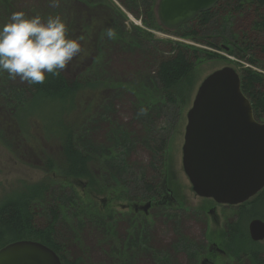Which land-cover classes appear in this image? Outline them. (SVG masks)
<instances>
[{
  "label": "rangeland",
  "instance_id": "rangeland-1",
  "mask_svg": "<svg viewBox=\"0 0 264 264\" xmlns=\"http://www.w3.org/2000/svg\"><path fill=\"white\" fill-rule=\"evenodd\" d=\"M158 1L58 0V6L52 7L50 0H0V27L14 12L45 19L60 16L68 25L69 36L82 38L81 53L62 74L82 85L83 91L64 120L72 128L76 149L93 159L89 164L91 179L68 177L60 140L46 126L55 106L45 107L48 102L37 97L29 84L0 73V207L22 198L26 191L44 189L30 200L38 228L53 225L64 256L83 264H201L214 246L226 252L215 256L216 264H252V257L232 259L224 246L225 225L238 215L233 209L237 207H217L218 220H211L208 213L215 204L192 192L183 171L182 149L187 115L206 78L226 67L241 78L247 70L264 78V55H257L258 64L253 66L247 61L251 53L238 57L240 52L227 54L222 48L232 46V39L240 45L248 36L257 45L263 44L264 34L258 43L255 18H250L255 16L250 11L241 14L235 6L220 11L209 27L200 30L201 44L181 39V32L158 29ZM109 28L115 31L114 39L105 34ZM176 43L210 53L214 60L198 63L185 101L172 107L162 99L163 107L143 118L138 106L143 87L149 78L153 77L154 83L161 59L172 57L170 50ZM40 110L46 118L38 114ZM148 119L153 126L149 138L154 139L153 147L145 145ZM259 122L264 124V114ZM121 129L126 132L124 137L130 135L124 146L112 139L114 131ZM153 151L166 153L160 159ZM110 157L115 161L106 162ZM167 173L170 186L178 190L181 199L174 208L170 206L173 211L163 207L139 214L134 226L133 214L121 206L136 203L144 207L153 198L148 182L157 180L158 175L163 179ZM112 198L110 208L104 210L102 200ZM181 207L188 211H180ZM251 213L253 219L246 224V250L256 251L264 261V242L252 244L248 231L251 221H264V210ZM54 215L59 218L56 224Z\"/></svg>",
  "mask_w": 264,
  "mask_h": 264
},
{
  "label": "trees",
  "instance_id": "trees-1",
  "mask_svg": "<svg viewBox=\"0 0 264 264\" xmlns=\"http://www.w3.org/2000/svg\"><path fill=\"white\" fill-rule=\"evenodd\" d=\"M247 5V6H246ZM241 14H247L245 12H252L255 18L253 29L259 36L256 40L260 43V36L264 34V14L261 9H264V0H222L221 3L211 12L200 15L196 21L191 24L184 26L177 32H181V39H188L201 44L199 41V32L202 28L209 27L214 20L219 16L220 11L224 9L234 8ZM255 8V9H254ZM246 16V15H245ZM249 17V16H248ZM149 19L154 22L155 18L149 15ZM156 23V22H155ZM158 29L164 32L158 25ZM168 33V32H167ZM249 35V34H248ZM263 44L257 45L250 36L245 38V44L247 48L242 50L243 52H250L251 58L249 64L256 66L258 64L257 55H264V38ZM210 48H216L212 44H207ZM170 58L161 59L157 70L154 75V83L151 81L152 78L147 80L143 87V97L139 99L142 103L138 106L143 109V118H150L156 110L162 106L163 101L166 105L177 107L178 102L185 101L187 98V90L189 88L191 75L193 74L198 63L202 60H214L213 55L201 51L200 49H193L186 45L176 43L172 46ZM242 82V92L250 100L254 116L257 122L260 121V117L264 114V78L258 74L247 70L244 73ZM30 89L34 91L37 97H41L44 101L48 102L45 107L55 106V110L50 111L51 120L49 123H45L47 130L54 134L56 138L60 140L62 150V160L64 163V170L68 177L75 179L81 178H92L90 175V162L93 161L91 157L83 155L76 149L74 145V134L70 126L65 124V116L68 113L73 112L79 100V96L82 94V85L77 82L68 80L62 73L59 77L49 76L44 84L29 85ZM146 97V99H144ZM44 105H40L43 107ZM163 107V106H162ZM56 111V112H55ZM42 118H46L45 111L42 114ZM39 116V115H38ZM59 121V123H58ZM148 125L146 126L147 137L145 145L151 146L154 143V139L150 136L153 133V126L150 119L147 120ZM260 123V122H259ZM49 125V126H48ZM125 131L115 130L112 139L119 141L121 146L127 145L123 143L125 140L130 139V135L124 137ZM134 138H132V141ZM138 140L139 139H136ZM152 142V143H151ZM130 143V141H127ZM134 143V141H133ZM136 145V142H135ZM114 162V159L108 158L106 162ZM54 168H50L53 171ZM44 189L36 187L23 197L15 199V201L7 202L0 207V250L4 247L19 241H26L30 238L34 239V242L41 243L51 250H53L61 259L63 264H83L80 259L70 260L64 256L59 243L56 241L57 237L53 229V225L48 228L40 229L37 226V222L30 206V200L38 198ZM251 208L248 210V208ZM235 212L238 211V215L234 214L231 220L228 221L225 233L223 235L224 246L228 251V255L232 259H241V257L247 256L252 257V264H264V261L260 258V255L256 251L246 250L248 248V238L246 234V224L253 219L251 212L260 214L264 210V190L250 203H246L237 208H233ZM257 211V212H255ZM54 224L58 221V216L54 215ZM178 226L179 223H178ZM179 232V231H178ZM250 238V237H249ZM32 241V240H31ZM251 241V239H250ZM252 244H258L253 243ZM177 244L174 248H177ZM246 250V251H245Z\"/></svg>",
  "mask_w": 264,
  "mask_h": 264
},
{
  "label": "water",
  "instance_id": "water-1",
  "mask_svg": "<svg viewBox=\"0 0 264 264\" xmlns=\"http://www.w3.org/2000/svg\"><path fill=\"white\" fill-rule=\"evenodd\" d=\"M220 1L159 0L158 24L168 33L177 32L213 11ZM187 120L182 163L195 195L229 207L257 197L264 190V124L255 119L240 75L226 67L206 78ZM248 229L253 243L264 242V221L253 220ZM0 264L63 263L45 245L19 241L0 250Z\"/></svg>",
  "mask_w": 264,
  "mask_h": 264
},
{
  "label": "clouds",
  "instance_id": "clouds-1",
  "mask_svg": "<svg viewBox=\"0 0 264 264\" xmlns=\"http://www.w3.org/2000/svg\"><path fill=\"white\" fill-rule=\"evenodd\" d=\"M58 6V0H50ZM109 39L115 31L106 30ZM82 38L69 36V28L60 16H27L14 12L0 27V73L19 78L29 85L44 84L49 76L59 77L82 51Z\"/></svg>",
  "mask_w": 264,
  "mask_h": 264
},
{
  "label": "flooded vegetation",
  "instance_id": "flooded-vegetation-1",
  "mask_svg": "<svg viewBox=\"0 0 264 264\" xmlns=\"http://www.w3.org/2000/svg\"><path fill=\"white\" fill-rule=\"evenodd\" d=\"M221 1H220V3H221ZM232 41H233L232 46H230L229 48L228 47H223L222 51H224L227 54H230L231 52H234L235 54H237L236 52H241L242 50H245L247 48V46L245 44V39L243 40L242 43H240V45H239V43L236 40L232 39ZM246 53L250 54L249 51L248 52H243V53H240L238 55V57H241L240 55H244ZM247 61L249 62L250 58ZM240 78H241V76H240ZM158 148L160 149V147H158ZM164 148H165V144H164ZM155 152L159 154L158 157H160V159H161V156L164 153H166L165 151H153V153H155ZM146 153L148 155H152L151 153H149L147 151H146ZM167 171H169V170L167 169ZM156 177H158L157 180L153 179L151 182H148V189H150V195L153 196V198L150 199V200H152L153 202H151L149 200L146 204H144V207H140V205L136 204V203H133V206H130V205H122L121 206V209L124 212H131L133 214L132 223L131 224H133L134 226L139 223V221L137 220L138 217H139L138 216L139 214H141V215L145 214L146 215L147 212H144L143 208H145L147 205H150L149 210L157 209V208L159 209V208L165 207L166 209H169L170 211H173V209L170 206L173 207V205H176L179 202V200L181 199L178 190L175 189V187L172 188L170 186L168 173L167 174H163V179H161V177L159 175L156 176ZM194 195H195V193H194ZM197 198H199V197H197ZM113 199L114 198H112L111 200H108V199L102 200V204H104V206H103L104 210H108L110 208L109 206L111 205V202H112ZM199 199H201V198H199ZM203 200H207V199H203ZM207 201L214 202L212 200H207ZM214 204H215L216 208H214L213 210H210L208 214L211 217V220L214 223H216L217 220H218L217 207H229V206L217 205L215 202H214ZM135 208H138V210H135ZM180 211H186L187 212L188 210L186 208H184V207H181ZM177 213H179V212H177ZM176 217H178V216H176ZM226 226H227V224L225 225V230H226ZM217 255L225 256L226 252L223 251L222 249H220L219 247L214 246V247L211 248L210 254L207 256V258L205 260H203L201 262V264H203V262H204V264H216L215 256H217Z\"/></svg>",
  "mask_w": 264,
  "mask_h": 264
},
{
  "label": "bare ground",
  "instance_id": "bare-ground-1",
  "mask_svg": "<svg viewBox=\"0 0 264 264\" xmlns=\"http://www.w3.org/2000/svg\"><path fill=\"white\" fill-rule=\"evenodd\" d=\"M167 193V192H166ZM249 231V230H248Z\"/></svg>",
  "mask_w": 264,
  "mask_h": 264
}]
</instances>
